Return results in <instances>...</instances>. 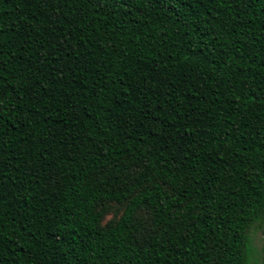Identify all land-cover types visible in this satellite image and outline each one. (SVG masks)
<instances>
[{
    "label": "trees",
    "instance_id": "obj_1",
    "mask_svg": "<svg viewBox=\"0 0 264 264\" xmlns=\"http://www.w3.org/2000/svg\"><path fill=\"white\" fill-rule=\"evenodd\" d=\"M255 225L264 0H0V264H255Z\"/></svg>",
    "mask_w": 264,
    "mask_h": 264
},
{
    "label": "rangeland",
    "instance_id": "obj_2",
    "mask_svg": "<svg viewBox=\"0 0 264 264\" xmlns=\"http://www.w3.org/2000/svg\"><path fill=\"white\" fill-rule=\"evenodd\" d=\"M105 208V215L102 221V225L104 227L111 220L118 219L124 208L125 204H117L114 202H107L102 205ZM139 217H141L144 221L145 228L139 233L141 237L148 232L151 226V217L146 210H141L139 213ZM251 240H252V259L255 264H260L263 255V243H264V235L263 230L259 225H255L251 230Z\"/></svg>",
    "mask_w": 264,
    "mask_h": 264
}]
</instances>
